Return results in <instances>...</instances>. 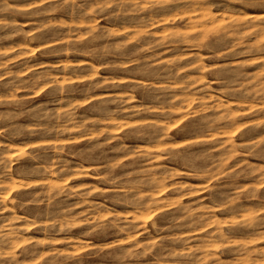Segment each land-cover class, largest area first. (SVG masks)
Returning <instances> with one entry per match:
<instances>
[{
    "label": "rangeland",
    "instance_id": "obj_1",
    "mask_svg": "<svg viewBox=\"0 0 264 264\" xmlns=\"http://www.w3.org/2000/svg\"><path fill=\"white\" fill-rule=\"evenodd\" d=\"M0 183V264H264V0H0Z\"/></svg>",
    "mask_w": 264,
    "mask_h": 264
},
{
    "label": "bare ground",
    "instance_id": "obj_2",
    "mask_svg": "<svg viewBox=\"0 0 264 264\" xmlns=\"http://www.w3.org/2000/svg\"><path fill=\"white\" fill-rule=\"evenodd\" d=\"M189 2H190V1H189ZM200 3H201V1H200ZM204 5H205V3H204ZM202 6H203V5H202ZM202 6H201V7H202ZM191 7H192V6H191ZM209 9H210V8H209ZM207 10H208V9H207ZM208 11H210V10H208ZM202 12H203V9H202ZM202 12H201V13H202ZM211 13H212V12H211ZM179 108H180V107H179ZM180 109H181V108H180ZM233 131H234V130H233ZM233 131H232V132H233ZM11 177H12V176H11ZM54 181H55V180H54ZM12 182H13V181H12ZM48 182H49V181H48ZM51 182H52V180H51ZM0 184H1V183H0ZM4 184H6V183H4ZM11 186H13V185L11 184ZM57 187H58V186H57ZM8 188H9V187H8ZM159 191H161V190H159ZM159 191H158V192H159ZM151 194H152V193H150V195H151ZM70 195H71V194H70ZM151 196H153V194H152ZM152 201H153V199H152ZM5 203H6V202H5ZM5 205H6V204H5ZM145 211H146V210H145ZM59 226H60V225H59ZM205 226H206V225H205ZM9 227H11V226H9ZM7 231H8V230H7ZM7 231H5V232H7ZM14 231H15V230H14ZM11 232H13V230H11ZM218 232H219V231H218ZM6 234L8 235V233H6ZM18 234H19V233H18ZM220 234H221V233H220ZM15 240H16V239H15ZM27 240H28V239H27ZM23 241H24V240H23ZM41 241H42V240H41ZM17 246H18V244H17ZM2 248H3V247H2ZM206 256H208V255H206ZM40 259H41V258H40Z\"/></svg>",
    "mask_w": 264,
    "mask_h": 264
}]
</instances>
